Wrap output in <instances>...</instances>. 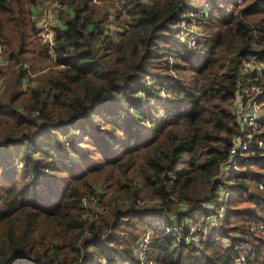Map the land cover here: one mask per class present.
Wrapping results in <instances>:
<instances>
[{"label":"trees","instance_id":"obj_1","mask_svg":"<svg viewBox=\"0 0 264 264\" xmlns=\"http://www.w3.org/2000/svg\"><path fill=\"white\" fill-rule=\"evenodd\" d=\"M41 1L0 0V264H137L132 243L148 226L156 264H236L242 255L264 264L254 230L264 192L242 193L246 178L264 183V149L240 164L237 185L219 178L243 60L264 62V0L202 16L194 0H61L71 11L58 16L51 47L33 18ZM192 11L208 36L189 50L174 40ZM113 13L129 27L116 35L106 29ZM64 138H87L90 150ZM70 153L77 159L65 163ZM91 196L97 205L86 209ZM208 206L227 215L207 241L170 232L185 237L188 214Z\"/></svg>","mask_w":264,"mask_h":264},{"label":"built area","instance_id":"obj_2","mask_svg":"<svg viewBox=\"0 0 264 264\" xmlns=\"http://www.w3.org/2000/svg\"><path fill=\"white\" fill-rule=\"evenodd\" d=\"M124 1V0H121ZM57 2V1H56ZM94 3L99 4V0H93ZM58 3V8L52 12L51 17L47 14L50 10L55 9V6H46L43 9L39 3L35 6L33 11V18H40L42 20L36 24L37 31L40 37L50 45L54 44V31L53 28L48 27L56 23L59 12L63 9V6ZM242 0H237L233 4L232 8L237 5H241ZM61 8V9H59ZM202 13L208 12L210 7L206 6L201 9ZM41 12V14H39ZM59 13V14H58ZM189 14L193 15L194 12ZM191 18V17H190ZM48 19L46 22L45 20ZM116 17L115 13L111 16V23L106 28L107 33L116 35L117 33L123 32L128 29V25L118 26L114 23ZM40 24V25H39ZM44 24V25H43ZM185 27H180L186 31ZM186 33L184 32L182 37L184 38ZM192 45L196 43V38H191ZM5 53V54H4ZM49 54L52 56L53 51L50 49ZM7 54L4 47L0 44V69L4 68L7 64ZM33 79V75H31ZM26 78L24 85L30 87L33 84V80ZM3 88V79H0V90ZM235 104L232 109V113L236 119V132L233 136L231 147L228 151L227 158L224 163L223 176L224 179H230L232 184L237 185L234 177L241 171V163H250L253 157L256 156L257 151L264 149V113H263V100H264V62L259 60V57L255 54H249L242 63L241 72L237 84ZM250 178L244 179L247 184L251 185ZM259 188L263 189L264 185L259 183ZM251 187H247L242 193H251ZM230 191L227 190L224 193V197L229 195ZM97 196H91L90 198L83 199L82 206L86 209L93 208L97 205ZM221 211V212H220ZM225 208L222 207L218 211L212 213L202 214L200 218L194 217V221L189 227V231L185 237L182 236V230L180 228H174L170 232L179 240L188 243L191 238L195 239L196 242L207 241L211 233L219 225V220L223 219ZM264 218V212H263ZM199 226V228H198ZM254 230L264 237V222L254 227ZM153 236L150 231H147L140 243H139V256L137 257V264H156L151 258L152 253ZM244 256L242 255L236 259V264H243Z\"/></svg>","mask_w":264,"mask_h":264},{"label":"rangeland","instance_id":"obj_3","mask_svg":"<svg viewBox=\"0 0 264 264\" xmlns=\"http://www.w3.org/2000/svg\"><path fill=\"white\" fill-rule=\"evenodd\" d=\"M56 1L59 2L63 6V9L59 12L61 15H66V14H68L71 11V9L68 8V7H66V5H64L61 0H42L40 2V4L42 5L43 9H45L46 6H55V9H52V10H50L47 13L50 17L52 15V12H54L59 7L58 6V3ZM194 1H195V3H198V12H199V14H197V15L198 16H202L204 14V12L202 13L201 12L202 10H200V9H202V8H205L206 9V6H208V8L210 7V10L208 12H206L207 14H209L210 12L212 13V12H214V10H218V9H220V11H219L220 13L226 12V11L229 12V11H231V10L234 9V8H232V6L235 3V1H237V0H194ZM59 9H61V8H59ZM66 11H67V13L65 14ZM192 12H194L193 15L188 14V16H187V17H191V22H190L191 24L189 26H187L186 31L182 30L180 27H185L186 25H188V21H187L188 18L187 17L186 18L184 17L183 19H181L180 21L177 22L176 32H178V35L175 36V40H174V42L176 43L177 46L183 47V48H187L189 50L196 48L199 42L203 43L204 39H206V37L208 36V31L205 30L204 27H202V23H198V21H199L198 19L199 18H198V16H196V11H192ZM39 14H41V12ZM34 20H35V25H36L38 22H40L42 20V17L36 18ZM47 20L48 19H46L45 22ZM126 20H127V18L124 19V21H126ZM55 22L56 23L53 25V27L52 26H48V27L53 28V31L57 27H60V26L62 27L64 25V20L62 21L60 18L57 19V20H55ZM184 32L186 33V36L183 38L182 35H183ZM191 38L192 39L193 38H196V43L194 45H192ZM5 51H7V49H5ZM6 54H7V52H6ZM32 75H33V77L35 76V74H32ZM172 75L174 77L176 76V74H173V73H172ZM33 80H34V78H33ZM154 82L156 83L155 78L153 76L151 78V80H150V83H154ZM145 106L147 107V105L144 104L143 107H145ZM163 107H164V105L159 102L158 103V107H156L154 109V112L157 111V113H155V115L164 114ZM123 113L124 112H120L117 117L122 118L124 115L126 116V114L125 113L123 114ZM263 113H264V111H263ZM64 140L67 141L66 143L68 144V146H73L76 149V151H78L79 153H83L84 151H89L90 150V147L85 144V143H87V138H85L83 141H76V139L69 140L68 138H64ZM76 159H77V156H75L72 153H70V155L68 154L67 156H64L63 157V161L65 163H70L71 161H76ZM16 164H17V161L15 159L14 162H13V165H16ZM221 177L224 178L223 173L220 172L219 173V178H221ZM259 183H262L264 185L263 182H259L257 180H251V189H252V191H254V190L255 191H258L259 190V191H263L264 192V188L263 189H260L259 188V185H258ZM139 184H141V183H139ZM243 194L246 195L245 193H243ZM228 198L229 197H224L223 198V195L219 197V199L221 201H224L223 203H226L227 200H228ZM206 208H207V212L208 213H212L213 212V210L211 209V207L208 206ZM225 210H226V208H225ZM226 213H227V211H225V213L222 214L223 217H225V215H227ZM188 215L189 216H194L196 218H200L201 215H202V212L199 211L197 213H192L191 215L190 214H188ZM198 228H199V226H198ZM147 231H150L151 234H152V236H153L154 231H153V227L152 226H148L146 228L145 227H142L138 231L139 235H138V239L136 240V243L135 242L132 243V249L135 251L136 257H140L139 256V250L140 249H139V246L138 245H139V243H140L143 235ZM261 239H262L261 242L264 244V237H261ZM224 243H227V242L225 241ZM153 256H154V253H152V255H151V258L154 260V257ZM115 264H130V262H127V261H123L121 259H118Z\"/></svg>","mask_w":264,"mask_h":264}]
</instances>
